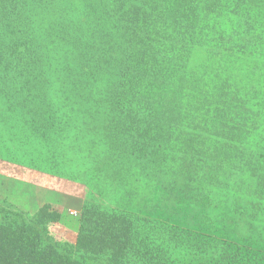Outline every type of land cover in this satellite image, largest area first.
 <instances>
[{
  "label": "trees",
  "instance_id": "obj_1",
  "mask_svg": "<svg viewBox=\"0 0 264 264\" xmlns=\"http://www.w3.org/2000/svg\"><path fill=\"white\" fill-rule=\"evenodd\" d=\"M0 159L85 188L0 264H264V0H0Z\"/></svg>",
  "mask_w": 264,
  "mask_h": 264
},
{
  "label": "rangeland",
  "instance_id": "obj_2",
  "mask_svg": "<svg viewBox=\"0 0 264 264\" xmlns=\"http://www.w3.org/2000/svg\"><path fill=\"white\" fill-rule=\"evenodd\" d=\"M30 164L18 165L0 159V206L1 202H10L36 214L50 204L54 210L62 211L66 218L63 222L69 229H76L84 202V186ZM2 211L0 209V217L6 216L2 220L9 223V214Z\"/></svg>",
  "mask_w": 264,
  "mask_h": 264
}]
</instances>
